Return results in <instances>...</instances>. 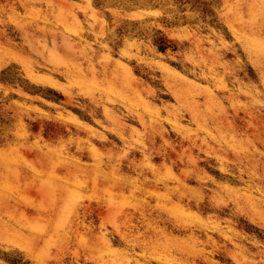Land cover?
I'll return each instance as SVG.
<instances>
[{
    "label": "rangeland",
    "instance_id": "obj_1",
    "mask_svg": "<svg viewBox=\"0 0 264 264\" xmlns=\"http://www.w3.org/2000/svg\"><path fill=\"white\" fill-rule=\"evenodd\" d=\"M0 264H264V0H0Z\"/></svg>",
    "mask_w": 264,
    "mask_h": 264
},
{
    "label": "trees",
    "instance_id": "obj_2",
    "mask_svg": "<svg viewBox=\"0 0 264 264\" xmlns=\"http://www.w3.org/2000/svg\"><path fill=\"white\" fill-rule=\"evenodd\" d=\"M159 50L165 52L168 47H170L169 40L165 37L160 38V42L157 41ZM173 49H176V46H172Z\"/></svg>",
    "mask_w": 264,
    "mask_h": 264
}]
</instances>
